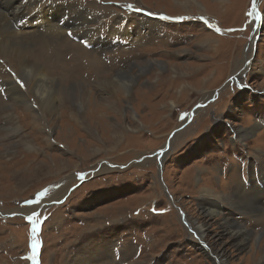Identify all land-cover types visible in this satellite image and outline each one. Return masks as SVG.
<instances>
[{"label": "rangeland", "instance_id": "1", "mask_svg": "<svg viewBox=\"0 0 264 264\" xmlns=\"http://www.w3.org/2000/svg\"><path fill=\"white\" fill-rule=\"evenodd\" d=\"M197 1L209 14L177 15L182 10L172 8L170 0H85L79 4L102 15V21L89 24L104 39L90 49L75 37H66L62 45L48 39L55 50L70 48L71 56L63 49L59 67H67L72 58L87 63L70 73L48 66L52 75L82 81L84 99L97 98L100 111L105 113L108 105L105 120L94 112L91 126L67 111L58 94L56 122L48 124L25 80L0 55V80L14 82L26 95V105L14 103L0 85V104L6 105L0 108V264H213L191 229L192 220L200 219L198 204H205L195 187L228 191L234 183L229 174L237 170L247 181L244 188L260 196L264 206V0L257 4L261 29L256 40L252 0ZM134 13L137 19L131 18ZM42 40L35 39L27 54L50 72L44 63L53 61L54 47H38ZM146 60H160L164 68L158 72L163 73L157 79L149 73L147 81L141 77L128 98L119 88L122 99L115 97L113 112L111 91L100 79L132 64L134 71L136 63ZM200 80L205 86L198 85ZM138 88L147 90L139 95ZM61 122L70 131L61 130ZM253 125V134L243 140L234 132L236 126ZM64 131L68 139L60 137ZM26 133L32 150L20 141ZM167 139V150L156 156ZM242 188L246 198L249 191ZM219 203L218 213L232 211ZM248 216L237 222L262 230L253 242L256 248L264 240V220L257 226L254 215ZM215 221L207 227L209 239L221 232ZM218 241L229 264H244L249 244L235 250L228 238Z\"/></svg>", "mask_w": 264, "mask_h": 264}, {"label": "bare ground", "instance_id": "2", "mask_svg": "<svg viewBox=\"0 0 264 264\" xmlns=\"http://www.w3.org/2000/svg\"><path fill=\"white\" fill-rule=\"evenodd\" d=\"M84 1L85 0H75V1H66V0H0V55L6 56V59H8V61H10L11 64H13L12 67L15 68L17 75H19L20 77H22L25 80L27 90L31 94H33V96L36 98L37 102L39 103V107L43 111H45V113H46L45 120H46V122H48V124L50 123L51 126H53V123L56 122V120H55L56 118L54 117V115L57 114L56 110L58 109L57 105H56L57 94L59 95V97L61 95H63L64 100L62 102L66 103L65 106L67 105L69 107L67 111H70L71 113H73V115L78 114L83 121V122H81L83 125L85 124L87 126H91L92 125V119H90V117H93L95 114L97 116L99 115V117H101V119L104 121L105 120V114L107 113L106 112L107 107H108L107 102H106L107 99L103 100L106 103L105 105H107L104 108V110H105V113H104V112L100 111V109H98L96 106V104H98L97 98H91V96H92L91 95L90 97L87 96V98L84 99V94L82 92V90H83L82 86H85V85L82 84L83 83L82 81L78 82V83H73L71 81H68L69 79H66L65 77L61 78L55 74L52 75L53 73H51L52 71L49 69V67H50L51 69L63 70L65 72L70 73V72H73L77 67L84 68V66H86L87 63H85L84 65H81L80 62L77 61L78 63H76L75 60L72 58L70 63L67 65V67H65V68L59 67L58 63L61 60V58L64 56V55H61V53H64L63 49L67 48L68 52H66L65 54H69L70 48H68L69 46H65V48L55 50V49H57V47H55L53 45H49L48 43H51V42H49L48 39L52 40V38H53V40H55V41L57 40L60 43V45H62L63 42L66 41L65 40L66 37H68V38H70V37L71 38L72 37L77 38L78 37L80 39L79 44L81 43L80 42L81 40H82V42L83 41L88 42V44H95V43L99 42L100 39H104V37H101L100 32L97 31V28H93L89 24L92 20H95V19H96V22L102 21V20H99V17L101 18L102 15L99 13H96V16H95L85 6L79 4V3H82ZM202 4H200L197 0H170V6L172 8L182 10V12L178 13L177 15L184 14V13L209 14L208 12L205 11L208 9H206L204 4L203 5ZM59 8H64L65 11H63L62 13H59L57 11V9H59ZM252 9L254 12H256L254 4L252 5ZM56 13L58 15H60L57 17L58 19H54L56 16ZM64 15H67V17L65 18ZM138 16H139L138 14L134 13L131 15V18L137 19ZM127 17H129V16H127ZM24 18H26V20L22 23V19H24ZM49 19H51V20H49ZM136 22H137V20H136ZM119 30L120 29L116 28V31H119ZM210 35H211V33H210ZM43 38H46V39L42 40ZM207 38L209 39V37H207ZM35 39H41L42 40L39 44H37L38 47H47L46 44H48V47H54L53 51H51V55L53 56V61L47 63L48 65L45 64L46 62L44 63V65L47 67V69L50 72L45 71L46 70L45 67H43L45 69L44 70L38 63L32 61L33 58H31L27 54L28 48L29 47L31 48V45L35 44ZM38 41H40V40H38ZM76 41H78V40H76ZM59 43H57V44H59ZM97 50L98 49H96L95 51H97ZM102 50H100V51H102ZM211 50H217V47H212ZM39 52H41V51H39ZM79 54H80L79 56L84 55L83 52H80ZM69 55L71 56V54H69ZM37 59H40V58L37 57ZM159 61L160 60H154V61L153 60H146V61H143L140 63L138 62L135 64V65H137V67L134 71L130 70L134 66L132 64V65H129L131 67H129L127 69L124 68L125 70L123 69V70L117 71L116 73L108 76L110 78L102 77L100 79V82H101L104 90H107V91L110 90L111 91V101L110 102H111V109L113 110V112H116V109H114L113 106L117 103L116 101H118V99L115 97L117 96L120 99H122V94L119 92V88H122L124 90V93H125L124 96L126 98H128L130 96L131 86L134 85L135 83H140L141 77L145 76V81H147L146 80L147 75L149 73L150 74L152 73L153 75L151 78L157 79L158 74L163 73L162 70H161L162 72H158V71H160V69L164 68V64L162 62H159ZM76 64H78V65L76 66ZM152 64H154V66ZM125 67H128V66H125ZM152 68L156 69L157 73L153 72ZM172 71H174V70L172 69ZM174 72H176V71H174ZM165 75H166V78H169V76L167 74H164L161 77L164 78ZM163 78H162V81H163ZM73 84H75L76 86ZM0 85L4 86V96L7 99H9V100L12 99V101L14 103H16V102L17 103H24L26 105L25 93H23L21 91V89L14 82L8 81V83H6V82H3L2 80H0ZM145 85H147V84H145ZM198 85L205 86V84L202 80H200V82H198ZM142 89L147 90V88H138L137 91L139 90L138 91L139 95L141 93L142 94L144 93V90H142ZM170 89H172V85H171ZM72 90H75L77 92L74 93V91H72ZM178 90H179V93L182 92V88H179ZM138 93H137V95H138ZM86 102L89 106V107H87V111H85ZM91 102H94L93 107H91ZM172 104L176 105L174 102L170 103L171 106H172ZM0 108H6L5 103L0 104ZM94 112H95V114H94ZM61 114H63V113H61ZM82 114H84V115H82ZM32 115H33V113H32ZM34 124L39 126L41 124V122L35 120ZM256 125H258V124H256ZM256 125H253L254 127L249 126L248 128L236 126L234 132H237V135H238L237 137L239 139L243 140L244 138L253 134V130L256 127ZM59 126H60L61 130H62V127H64L65 130L70 129V126L68 125V123L65 124L64 122H61ZM120 126H122L123 129H125V127H126L125 123H122ZM182 131H184V130H182ZM29 132H31V131H29ZM175 134H178V136H179L181 134V132L177 131ZM175 134L173 135V138H174V136H176ZM63 136H66L65 139H68V137H69L68 132H66V131L62 132L60 137L62 138ZM45 138H47V137H45ZM20 141L25 143L26 147L30 150H32L31 148H34V146H35L34 143L31 141V136H29V133H26L25 135L23 134V137ZM32 156H34V155H32ZM154 159H156V158H154ZM41 162H42V160H41ZM29 168H30V166H29ZM253 168H254V166H253ZM100 170L104 171L105 168L103 166H101ZM204 184H205V182H204ZM234 184H235V182L233 183V187L229 188V190H228L229 192L223 191L224 190L223 187H217V189H214L211 187L202 186L200 184H198L195 187V191H196V193H198L199 197L200 196H208L211 198H215L217 200V202H215L211 206V208H207L203 202H202V204H200L198 202L199 203L198 204L199 210L201 211L199 213L200 219H199V221L192 220L193 226L191 229L193 230V232H195L194 235L196 238H198L197 240H198V243H200L199 245L203 246V250H204L205 254L207 256H209L210 254L212 255L213 261L211 258L210 259L213 262V264H214V262H216V264H229L230 263L231 258L227 254V251L224 247V244L222 242L218 241V238H225V237L228 238V240H230L231 242H233L235 250L236 249L242 250V249H244V247L246 245L249 244V252H247V254H246L247 256L246 255L244 256L245 257L244 258L245 259L244 264H264V240L261 243V245L257 246L256 248H255V244H253V242H255L256 237H258V235L262 232V230L261 229H258L257 231H253L251 229L249 230L246 227H244L243 224H241L240 222H237V219H241V220L248 219L249 218L248 215H254L251 218V221H252V223L253 222H256V223L259 222L257 226H259L263 222L261 219L263 218V220H264V206L257 204L255 202V200H257L261 197L255 196L253 190L245 189L243 187L244 191L245 190L249 191V196H247L245 198L244 197L245 192L240 191V188H242V186L239 184H235V185ZM58 190H60V189H58ZM58 192H60V191H58ZM261 196L264 197L263 194ZM243 199L250 200V201H244ZM219 200L224 201V204L230 206V209L232 211L234 210V213H232V211L226 210L230 217L226 216L227 213H225V214L218 213L217 210L219 209V206H220ZM263 203H264V199H263ZM221 210H222V206H221ZM251 212H254V214ZM182 215L185 218V215L184 214H182ZM256 217H259L260 219H257ZM214 218L216 220L214 222V224H217L218 227L221 228V232H219L218 234H215L213 236L209 235L211 237L209 239L208 238L209 232L207 230V227L213 224ZM247 222H248V220H247ZM203 235L205 238H203ZM205 241H207L211 247H209L207 245L208 243H206ZM257 243H258V241H257ZM204 246H206L207 248H205ZM212 247L214 248L215 253L219 257V259H217V260L214 259V255H215L214 252L210 251L211 250L210 248H212ZM77 256L80 259H83V257H84L80 254H78ZM80 259L77 258V260H80Z\"/></svg>", "mask_w": 264, "mask_h": 264}, {"label": "water", "instance_id": "3", "mask_svg": "<svg viewBox=\"0 0 264 264\" xmlns=\"http://www.w3.org/2000/svg\"><path fill=\"white\" fill-rule=\"evenodd\" d=\"M259 1L260 0H252L251 1L252 2V5L253 4L255 5V9L257 11V18H256L255 26H254V31L258 30L257 32H260V29H261V25H260V21H261V19H260V13L257 10V4H258ZM258 35H259V33H256L255 34V40L258 37ZM253 54H254V52H252V55L245 61V63H244L245 66H248L252 62V60H253V57H252ZM214 93L217 94L218 93V89H215ZM168 146H169V139H167L166 143L164 144V146L162 148H160V149L157 150L158 151L157 156L159 157L163 150H167ZM82 181L83 180H80V182H82ZM42 206L43 205L41 204L39 206V208H41Z\"/></svg>", "mask_w": 264, "mask_h": 264}, {"label": "crops", "instance_id": "4", "mask_svg": "<svg viewBox=\"0 0 264 264\" xmlns=\"http://www.w3.org/2000/svg\"><path fill=\"white\" fill-rule=\"evenodd\" d=\"M233 172L235 173V174H233ZM229 175H232L231 177H230V179H232L234 182H235V184H239V185H241L242 187H245V185H246V182L247 181H244V180H246L245 178H244V175L243 176H239L240 174H239V172L237 173V170H236V172L234 171V170H232V172L229 174ZM219 181H221L222 182V179L221 178H219ZM244 182H245V184H244ZM234 184V185H235ZM242 199V198H241ZM203 200L205 201V206L207 207V208H211V206L215 203V202H217V200L215 199V198H211V197H208V196H203ZM244 201H250V200H246V199H243ZM243 201V202H244ZM252 202V201H251ZM255 202L257 203V204H261L262 203V201L260 200V199H258V200H255ZM222 206V205H221ZM221 206H220V209H221ZM219 210V209H218ZM244 220V219H243Z\"/></svg>", "mask_w": 264, "mask_h": 264}, {"label": "snow or ice", "instance_id": "5", "mask_svg": "<svg viewBox=\"0 0 264 264\" xmlns=\"http://www.w3.org/2000/svg\"><path fill=\"white\" fill-rule=\"evenodd\" d=\"M129 7H132L131 5H129ZM21 86H23V85H21ZM33 230H35V228L33 229ZM36 247V245L34 244L33 245V248H35Z\"/></svg>", "mask_w": 264, "mask_h": 264}, {"label": "flooded vegetation", "instance_id": "6", "mask_svg": "<svg viewBox=\"0 0 264 264\" xmlns=\"http://www.w3.org/2000/svg\"><path fill=\"white\" fill-rule=\"evenodd\" d=\"M232 213H234V210L232 211Z\"/></svg>", "mask_w": 264, "mask_h": 264}]
</instances>
